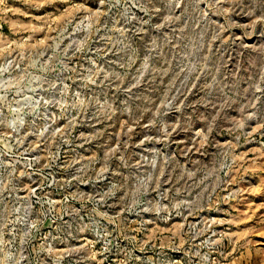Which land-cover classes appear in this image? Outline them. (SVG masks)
I'll return each instance as SVG.
<instances>
[{
	"label": "rangeland",
	"instance_id": "obj_1",
	"mask_svg": "<svg viewBox=\"0 0 264 264\" xmlns=\"http://www.w3.org/2000/svg\"><path fill=\"white\" fill-rule=\"evenodd\" d=\"M0 264H264V0H0Z\"/></svg>",
	"mask_w": 264,
	"mask_h": 264
}]
</instances>
